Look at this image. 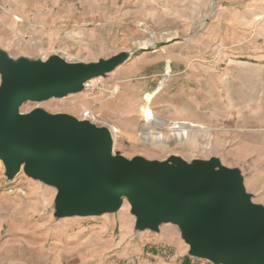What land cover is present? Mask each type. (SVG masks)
<instances>
[{
    "label": "rangeland",
    "instance_id": "1",
    "mask_svg": "<svg viewBox=\"0 0 264 264\" xmlns=\"http://www.w3.org/2000/svg\"><path fill=\"white\" fill-rule=\"evenodd\" d=\"M213 2L0 0V51L13 61L46 60L56 55L71 64L92 63L122 52L131 61L142 59L137 72L122 81L114 79L112 73L94 80L97 89L93 93L81 90L59 98L28 101L20 105L19 112L29 114L41 108L47 113L84 119L81 113L88 109L97 115L99 126L111 129V155L115 158L142 157L174 168L181 163L195 166L217 159L215 170L237 171L251 204L264 207V4L242 6L241 11L254 12V18L243 26L250 34L241 36L235 53L220 50L230 111L223 123L206 127L188 121L167 122L149 105L170 73L168 58L183 61L187 57L190 40L206 24L200 19L216 12ZM155 56L161 63H154ZM2 76L0 70V84ZM152 89L143 101V93ZM128 91L140 98L138 107L127 105ZM56 194L53 186L28 177L23 166L14 178H8L0 159V239L27 234L33 240L28 242L30 249L40 244L47 251L108 242L103 259L113 264H213L189 254L177 224L162 223L157 231L136 228L125 197L113 212L57 217ZM54 231L59 234L53 235ZM41 237L44 240L37 241Z\"/></svg>",
    "mask_w": 264,
    "mask_h": 264
},
{
    "label": "water",
    "instance_id": "2",
    "mask_svg": "<svg viewBox=\"0 0 264 264\" xmlns=\"http://www.w3.org/2000/svg\"><path fill=\"white\" fill-rule=\"evenodd\" d=\"M123 53L92 63L59 56L13 61L0 51V159L6 176L22 166L56 191L55 215L88 216L116 211L127 198L136 228L157 231L177 224L189 254L213 264H264V207L252 205L237 171L217 159L174 168L142 157L115 158L111 130L87 119L19 112L21 104L83 90V82L105 74Z\"/></svg>",
    "mask_w": 264,
    "mask_h": 264
},
{
    "label": "crops",
    "instance_id": "3",
    "mask_svg": "<svg viewBox=\"0 0 264 264\" xmlns=\"http://www.w3.org/2000/svg\"><path fill=\"white\" fill-rule=\"evenodd\" d=\"M257 4H264V0H214L213 5L217 6L216 12L208 18L204 14L200 19L206 24L202 25L197 37L190 40L191 52L187 53L183 61L179 58H168L170 73L165 79V84L153 94L149 104L153 113L167 122L188 121L197 126L212 127L225 121L230 112L227 96L228 80L226 71L221 72L220 56L224 54L220 50L234 51V53L238 50L241 36L247 37L250 34L249 29L246 30L243 26H246L249 19L254 18V12L241 11L242 6L247 5L245 8H249ZM246 13H249V16L244 17L243 14ZM248 42H251V39ZM209 56L211 61L207 59ZM154 60L155 64L161 63L157 56ZM141 61L142 59H137L136 62L131 61L128 55L122 63L108 71L104 78L114 73V79L122 81L137 72L139 69L137 63ZM158 84L153 89L158 87ZM175 84L179 86L173 88ZM153 89L143 93L141 97L143 101V96ZM126 99L130 108L138 107L140 98L133 92L128 91ZM130 112H133L132 109ZM91 123L99 126L97 122ZM21 232L24 230L21 229ZM58 234V231H54L53 235ZM42 237L37 241H43ZM30 241H33L31 237L23 233L5 241L0 239V264L114 263L103 259V253L107 252L106 249L109 246L108 242L97 246L86 243L81 247L75 244L66 251H59V249L47 251L40 244H37L36 249H30L31 245L28 243Z\"/></svg>",
    "mask_w": 264,
    "mask_h": 264
},
{
    "label": "built area",
    "instance_id": "4",
    "mask_svg": "<svg viewBox=\"0 0 264 264\" xmlns=\"http://www.w3.org/2000/svg\"><path fill=\"white\" fill-rule=\"evenodd\" d=\"M100 79V77L92 78L91 80H87L83 82V90L87 93H93L97 89V84L94 83V80ZM99 85V84H98ZM84 119L89 120L90 122H97L98 118L96 114H92L91 111L86 110L81 113Z\"/></svg>",
    "mask_w": 264,
    "mask_h": 264
},
{
    "label": "trees",
    "instance_id": "5",
    "mask_svg": "<svg viewBox=\"0 0 264 264\" xmlns=\"http://www.w3.org/2000/svg\"><path fill=\"white\" fill-rule=\"evenodd\" d=\"M183 264H191L190 262H187V261H184V263Z\"/></svg>",
    "mask_w": 264,
    "mask_h": 264
},
{
    "label": "bare ground",
    "instance_id": "6",
    "mask_svg": "<svg viewBox=\"0 0 264 264\" xmlns=\"http://www.w3.org/2000/svg\"><path fill=\"white\" fill-rule=\"evenodd\" d=\"M101 78V77H100Z\"/></svg>",
    "mask_w": 264,
    "mask_h": 264
}]
</instances>
